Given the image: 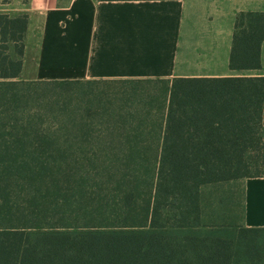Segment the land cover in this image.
Here are the masks:
<instances>
[{
    "label": "trees",
    "instance_id": "16d2710c",
    "mask_svg": "<svg viewBox=\"0 0 264 264\" xmlns=\"http://www.w3.org/2000/svg\"><path fill=\"white\" fill-rule=\"evenodd\" d=\"M28 23L0 14V264H264L222 211L264 177V12L236 17L241 75L172 81L21 79Z\"/></svg>",
    "mask_w": 264,
    "mask_h": 264
},
{
    "label": "crops",
    "instance_id": "0c3cea01",
    "mask_svg": "<svg viewBox=\"0 0 264 264\" xmlns=\"http://www.w3.org/2000/svg\"><path fill=\"white\" fill-rule=\"evenodd\" d=\"M247 11L264 12V0H0V14L29 17L24 80L241 75L230 57L236 17ZM261 62L246 75L264 76V42ZM244 188L239 223L264 227V177Z\"/></svg>",
    "mask_w": 264,
    "mask_h": 264
},
{
    "label": "rangeland",
    "instance_id": "374dc122",
    "mask_svg": "<svg viewBox=\"0 0 264 264\" xmlns=\"http://www.w3.org/2000/svg\"><path fill=\"white\" fill-rule=\"evenodd\" d=\"M9 46H10L9 52L11 54H13V56H14L15 55L14 50H13L14 46H13V44H9ZM154 85H156V84H152V85L148 84L146 86L153 87ZM158 85H160V84H158ZM218 191H219V189H217V188L208 189V190H206L204 196L206 198H208V201L212 204L215 202L216 198L220 195V193ZM239 197H240V192H239ZM231 203H232L231 201L227 202L225 207L222 208V211L224 212L225 219L229 220L230 218H232V219L240 222L241 217H242V210L240 207H238V208L232 209V211H231V208H232ZM214 208L215 207L211 208V210L212 209L214 210Z\"/></svg>",
    "mask_w": 264,
    "mask_h": 264
}]
</instances>
